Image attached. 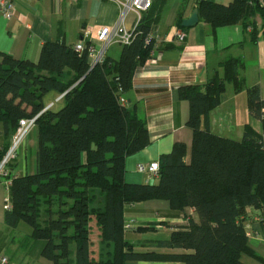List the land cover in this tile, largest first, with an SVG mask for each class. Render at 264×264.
Instances as JSON below:
<instances>
[{"label": "trees", "instance_id": "16d2710c", "mask_svg": "<svg viewBox=\"0 0 264 264\" xmlns=\"http://www.w3.org/2000/svg\"><path fill=\"white\" fill-rule=\"evenodd\" d=\"M197 10L199 21L213 32L236 23L251 27L254 42L258 15L264 34L260 0H231L228 5L197 0ZM144 15L117 60L105 55L92 66L86 51L78 54L57 41L42 45L37 63L0 52V162L19 121L40 114L35 171L12 179L4 224L29 226L30 238L44 242L41 257L52 264H246L244 257L264 264L248 245L244 226L246 210L253 209L260 211L264 228V100L258 87L246 93L249 115L261 123V133L246 124L241 140L234 141L209 130V114L221 104L226 84L234 93L244 88L239 59L218 64L223 77L215 73L202 85L179 89V98L189 104V162L185 145L175 143L159 157L156 184L124 180L125 159L149 144L145 121L124 98L154 49L155 35ZM49 92L62 96V106L42 112ZM152 200L167 202L174 212L196 213L197 222L188 218L185 226L173 227L167 240L156 243L158 249L181 253L134 251L126 239V207Z\"/></svg>", "mask_w": 264, "mask_h": 264}, {"label": "crops", "instance_id": "0c3cea01", "mask_svg": "<svg viewBox=\"0 0 264 264\" xmlns=\"http://www.w3.org/2000/svg\"><path fill=\"white\" fill-rule=\"evenodd\" d=\"M11 1L14 6L13 17L5 19L0 12V52L16 60L32 63H37L42 45L50 41L63 42L69 47L78 43H91L98 48L100 43L96 40L97 32L103 27L116 25L120 14L117 5L105 0ZM213 1L222 5L231 2ZM194 9H197V0H154L146 15L143 14L155 35L154 50L157 59L146 62L135 73L131 88L124 93L126 103L145 121L149 135V144L125 159L124 180L128 184H156L157 175L140 173L137 166L158 163L159 157L169 153L175 143L185 145L184 159L189 162L192 145V131L186 127L189 104L179 98L178 92L182 87L204 84L215 73L223 77L224 70L218 67L221 62L239 59L243 63L239 77L244 88L239 93H234L232 85L226 84L221 104L209 114L210 132L219 137L240 141L243 127L249 124L261 133V123L249 115L246 93L247 89L257 86L264 100V34L260 17L257 15L254 18L257 34L255 42L251 35L253 29L244 28L241 23L222 26L213 32L210 25L202 21L185 29L183 41L178 42L175 39L176 32L180 31L178 23L188 19ZM135 20L136 16L128 12L122 25L129 29ZM84 33H87L86 37L83 36ZM120 51V45L112 44L107 48L106 57L117 60ZM69 73L67 69L64 70L67 79ZM57 98V93L49 92L44 96L43 102L47 106ZM57 104L58 110L62 104ZM32 131L11 165L14 176L32 174L35 171L37 129L35 135ZM6 195L0 182V252L14 264H52L41 257L44 242L32 240L31 230L23 227L24 223L17 224L15 228L4 224ZM45 208H41L42 214L45 213ZM246 212L244 226L248 245L255 255L264 259V228L259 221L260 211L247 209ZM124 217L125 221H136L135 230L139 227L144 229L126 233V239L133 244L134 251L138 252L181 253L179 250L158 249L156 243L167 240L173 227L185 226L188 218L198 221L194 210L174 212L167 202L158 200L127 206ZM44 221L45 217H42L40 223L43 225ZM168 221L171 223H166ZM164 223L168 227H164ZM246 264L261 263L250 259Z\"/></svg>", "mask_w": 264, "mask_h": 264}, {"label": "built area", "instance_id": "2783aa9c", "mask_svg": "<svg viewBox=\"0 0 264 264\" xmlns=\"http://www.w3.org/2000/svg\"><path fill=\"white\" fill-rule=\"evenodd\" d=\"M110 3H114L120 8L119 20L116 25L113 27H103L97 32L96 40L100 43V46L97 48L94 44H81L78 43L73 46V49L76 53L82 54L84 51L87 52L88 58L91 65L102 63L106 55L107 48L112 44L128 45L133 38V33L136 27L142 20L143 14L147 12L154 0H105ZM264 6V0H260ZM0 12L5 19H10L14 15V6L11 0H0ZM132 12L136 16V20L131 28L127 29L122 25L125 14ZM84 37L87 36V33H84ZM184 32L177 31L175 34V39L178 42L183 41ZM153 36L150 34L146 38V43H149L152 40ZM157 59V53L153 49L150 54L148 61H155ZM62 96H59L54 102L47 105L42 112H45L49 109H52L55 104L60 102ZM121 102L125 104L122 99ZM264 113V112H263ZM37 116L30 119H22L19 121L16 131L11 139L10 146L5 153L2 161L0 162V182L3 184L5 191L7 192L6 197L4 198V208L7 210L9 208V197L8 189L11 186L12 179L14 175L9 172V166H11L18 156V150L21 146V143L26 139L27 135L35 128ZM158 163L153 162L149 165H138L137 171L140 173H149L152 175H157L158 173ZM130 227L124 226V230L128 231ZM0 264H14L11 260L0 252Z\"/></svg>", "mask_w": 264, "mask_h": 264}, {"label": "rangeland", "instance_id": "374dc122", "mask_svg": "<svg viewBox=\"0 0 264 264\" xmlns=\"http://www.w3.org/2000/svg\"><path fill=\"white\" fill-rule=\"evenodd\" d=\"M57 108H58V104H55V107H54V110H57ZM35 133H36V129L34 128L33 129V131H32V134L33 135H35ZM28 136V135H27ZM25 141V140H24ZM24 141H23V143H21V146H20V148H22L23 146H24ZM19 148V149H20ZM149 185H152V184H149ZM163 223V222H162ZM166 223H171V222H166ZM166 223H164V227H168L167 226V224ZM159 224V223H158ZM166 224V225H165ZM23 225V227H25V228H27V229H30V227H28L27 225H25V224H22ZM126 225V227H130V229L128 230V231H126L125 233H128V232H135L136 230H135V228L137 227V225H136V221L134 220V219H130V220H126L125 221V223H124V226ZM154 225H157V224H154ZM170 225V224H169ZM140 228V227H139ZM140 229H143V228H140ZM31 230V229H30ZM133 250H135V249H133ZM252 260V258H248V257H244V262L246 263L248 260Z\"/></svg>", "mask_w": 264, "mask_h": 264}, {"label": "water", "instance_id": "95a60500", "mask_svg": "<svg viewBox=\"0 0 264 264\" xmlns=\"http://www.w3.org/2000/svg\"><path fill=\"white\" fill-rule=\"evenodd\" d=\"M199 22L198 10L194 9L191 16L188 19L182 21L181 26L183 28H192Z\"/></svg>", "mask_w": 264, "mask_h": 264}]
</instances>
